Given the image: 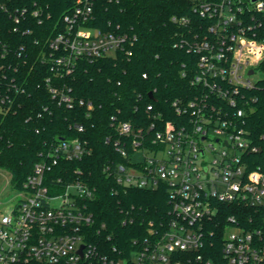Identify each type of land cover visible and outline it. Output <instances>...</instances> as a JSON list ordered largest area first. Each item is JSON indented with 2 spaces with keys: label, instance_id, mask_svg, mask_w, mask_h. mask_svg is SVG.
<instances>
[{
  "label": "built area",
  "instance_id": "2783aa9c",
  "mask_svg": "<svg viewBox=\"0 0 264 264\" xmlns=\"http://www.w3.org/2000/svg\"><path fill=\"white\" fill-rule=\"evenodd\" d=\"M190 1L204 23L191 41L180 46L198 56L192 70L184 65L181 75L190 79L195 95L172 103L182 118L178 123L165 121L153 105L147 108L153 117L146 128L113 117L116 137L108 138V143L126 163L105 169L124 189L166 191L171 219L133 241L127 252L118 246L108 250L103 245L106 225L97 226L90 208L96 188L82 180L68 184L59 180L50 189L52 169L47 163L39 164L17 190L20 200L9 214L0 215V264H193L192 255L196 264H264V166L251 169L255 162L248 159L263 147L255 141L247 119L258 102L249 94L257 91L261 80L251 78L258 70L264 73V0ZM96 3L76 0L61 19L64 31L50 35L53 69L62 66L70 72L81 59L133 55L136 35L105 32L94 25ZM1 16L10 20L15 31L26 28L28 34L30 27L43 26L52 14L42 0H0ZM9 44L0 39V116L12 105L7 78L18 72L11 64ZM23 51L22 47L19 57ZM50 92L60 105L74 106L67 92L56 88ZM80 104L94 109L93 103ZM89 153L80 140H61L51 155L56 165L60 157L75 161ZM209 154L214 159L207 160ZM56 201L61 205L55 206ZM235 205L254 213L229 216L222 258L207 259L215 227L221 225L216 217L224 208L235 210Z\"/></svg>",
  "mask_w": 264,
  "mask_h": 264
},
{
  "label": "trees",
  "instance_id": "16d2710c",
  "mask_svg": "<svg viewBox=\"0 0 264 264\" xmlns=\"http://www.w3.org/2000/svg\"><path fill=\"white\" fill-rule=\"evenodd\" d=\"M75 1L42 0L52 17L43 26L30 27L28 34L26 28L15 31L8 18L0 17V39L11 43V64L18 69L6 81L12 105L0 116V169L10 173L16 190H21L37 165L44 163L52 169L47 181L50 189L59 180L61 184L82 180L96 188L90 208L97 226L106 225L103 245L108 250L118 246L127 252L133 241L144 239L171 219V204L164 190L124 189L107 174L105 169L126 163L108 143V138L116 137L112 118L146 128L153 117L147 108L153 105L155 113L165 121H181L172 103L195 95L197 90L181 72L184 65L192 70L198 56L180 46L191 41L204 22L194 14L190 0H97L94 25L105 32L136 35L133 55L81 59L66 72L62 66L53 69L48 39L64 31L61 19L69 14ZM174 17L188 18L190 22L175 23ZM51 88L71 95L74 106L60 105ZM249 95L258 97V102L247 118L248 127L263 147L261 153L248 158L255 162L251 169H256L264 166V76L257 91ZM82 101L93 103L94 109L82 106ZM61 140H80L90 153L75 161L60 157L54 165L51 154ZM253 213L237 205L235 210H221L215 220L221 225L215 223L217 233L206 250V258H222L223 230L229 216ZM191 260L196 264L194 255Z\"/></svg>",
  "mask_w": 264,
  "mask_h": 264
},
{
  "label": "rangeland",
  "instance_id": "374dc122",
  "mask_svg": "<svg viewBox=\"0 0 264 264\" xmlns=\"http://www.w3.org/2000/svg\"><path fill=\"white\" fill-rule=\"evenodd\" d=\"M263 73L259 70L256 72V75H254L251 79L253 82H256L263 78ZM215 147L218 149H222V144H217L216 142H213ZM207 160H212L214 157L209 154L206 157ZM11 181V175L9 172L0 169V215H6L9 214L11 209L16 205L18 200H20L19 191L13 188ZM55 206H60L61 201L54 202ZM230 232H235L234 228L229 229Z\"/></svg>",
  "mask_w": 264,
  "mask_h": 264
},
{
  "label": "water",
  "instance_id": "95a60500",
  "mask_svg": "<svg viewBox=\"0 0 264 264\" xmlns=\"http://www.w3.org/2000/svg\"><path fill=\"white\" fill-rule=\"evenodd\" d=\"M254 1H257V0H254ZM252 74V73H251ZM151 96H153V95H151ZM84 247H82V249H83Z\"/></svg>",
  "mask_w": 264,
  "mask_h": 264
}]
</instances>
